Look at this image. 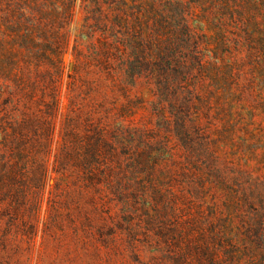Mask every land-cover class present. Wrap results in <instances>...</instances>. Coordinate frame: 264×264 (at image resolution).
Wrapping results in <instances>:
<instances>
[{
	"label": "rangeland",
	"instance_id": "374dc122",
	"mask_svg": "<svg viewBox=\"0 0 264 264\" xmlns=\"http://www.w3.org/2000/svg\"><path fill=\"white\" fill-rule=\"evenodd\" d=\"M12 4L0 264H264V0H77L41 19L68 35L59 67L45 42L22 65Z\"/></svg>",
	"mask_w": 264,
	"mask_h": 264
},
{
	"label": "trees",
	"instance_id": "16d2710c",
	"mask_svg": "<svg viewBox=\"0 0 264 264\" xmlns=\"http://www.w3.org/2000/svg\"><path fill=\"white\" fill-rule=\"evenodd\" d=\"M1 1V0H0ZM77 0H8V3H13L9 8L11 9L10 11L14 13L16 16H19V13H22V34L21 33V28H17L14 32V36L17 38L18 36L20 37V41L22 43V65L25 63H35V62H42L46 60V56L44 55V50L43 48V42L46 44H54L55 50L53 51V54L51 56V60L54 61L55 64H57V67H59L62 64V57L65 53V49L67 48L68 45V35L64 32L59 33L56 27L55 34H51L50 36V28L48 27H43L41 25V19H43L47 24H50V26L53 25L54 21L58 20L60 22H65L68 21L70 22L73 17V9L75 7ZM57 2H62L63 4L66 3V9L63 15L61 13H58L56 9V3ZM118 3H120L118 1ZM22 4V7L16 6V5ZM99 8V6H98ZM126 11L121 10L117 14L119 15V20L118 23L116 24V27H119V25H123L122 22H124L127 19V16L124 15ZM60 16V17H59ZM55 17V19H53ZM58 17V18H57ZM15 19V17H14ZM18 20V19H17ZM15 21L14 25H18L20 22ZM1 21V18H0ZM1 23V22H0ZM129 24V23H127ZM126 26H129L127 25ZM115 26V25H114ZM148 27V26H139L138 30H142V28ZM157 28H161V22L156 24ZM127 28V27H126ZM1 29V28H0ZM186 34V33H185ZM184 34V35H185ZM0 36H2V31L0 30ZM187 37V34L185 35ZM152 37L153 35H148L149 43L152 44ZM131 38V37H130ZM48 39V41L46 40ZM148 39L145 41L147 42ZM1 41V37H0ZM54 42V43H53ZM141 39L138 40H131L129 39L127 43V48L134 49L135 51L138 52L139 50V45H140ZM134 52V51H132ZM130 58H136L138 69H142V63L140 62L141 58L134 56L132 54ZM131 69V68H130ZM133 69V68H132ZM141 72H134L131 73L130 76L132 78H136L137 76H140ZM61 78V75H60ZM22 82H24V78L22 76ZM51 108L53 111V115L56 114L59 110V100L58 96L54 95L51 100ZM25 119L23 120L26 124L29 123V120L27 117H24ZM53 116L49 117V122H48V134L47 136L50 138L52 136V130H53ZM14 128L10 129V135L13 137H16L20 133V126L14 124ZM28 126V125H24ZM23 130V129H22ZM1 155V152H0ZM5 172L4 169L0 168V179L2 178L1 174Z\"/></svg>",
	"mask_w": 264,
	"mask_h": 264
}]
</instances>
